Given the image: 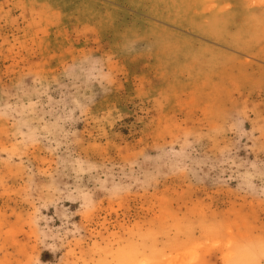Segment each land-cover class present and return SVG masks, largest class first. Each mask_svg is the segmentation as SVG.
Masks as SVG:
<instances>
[{
  "label": "rangeland",
  "instance_id": "obj_1",
  "mask_svg": "<svg viewBox=\"0 0 264 264\" xmlns=\"http://www.w3.org/2000/svg\"><path fill=\"white\" fill-rule=\"evenodd\" d=\"M0 264H264V0H0Z\"/></svg>",
  "mask_w": 264,
  "mask_h": 264
}]
</instances>
